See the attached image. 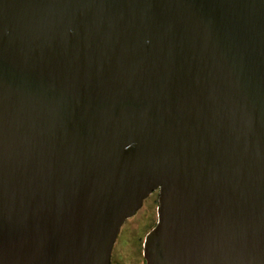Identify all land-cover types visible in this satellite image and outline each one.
Instances as JSON below:
<instances>
[{
	"label": "water",
	"instance_id": "95a60500",
	"mask_svg": "<svg viewBox=\"0 0 264 264\" xmlns=\"http://www.w3.org/2000/svg\"><path fill=\"white\" fill-rule=\"evenodd\" d=\"M264 264V0H0V264Z\"/></svg>",
	"mask_w": 264,
	"mask_h": 264
},
{
	"label": "rangeland",
	"instance_id": "374dc122",
	"mask_svg": "<svg viewBox=\"0 0 264 264\" xmlns=\"http://www.w3.org/2000/svg\"><path fill=\"white\" fill-rule=\"evenodd\" d=\"M158 207L157 195L153 193L137 215L127 220L113 251L115 260L121 264H136L143 242L158 223Z\"/></svg>",
	"mask_w": 264,
	"mask_h": 264
},
{
	"label": "flooded vegetation",
	"instance_id": "af4514ba",
	"mask_svg": "<svg viewBox=\"0 0 264 264\" xmlns=\"http://www.w3.org/2000/svg\"><path fill=\"white\" fill-rule=\"evenodd\" d=\"M155 195H157V203H158V206H159V199H160V190H157L154 192ZM144 244H145V241L143 242V245L141 247V253H139V258H137V262L136 264H148L147 260H146V257H145V253H144ZM140 260V261H139ZM112 264H121L119 263L117 260H115L113 258V254H112Z\"/></svg>",
	"mask_w": 264,
	"mask_h": 264
}]
</instances>
